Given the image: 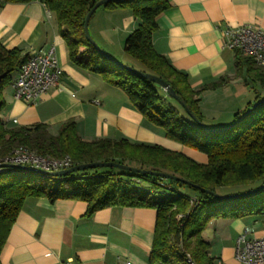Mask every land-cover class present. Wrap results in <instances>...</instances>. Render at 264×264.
I'll return each instance as SVG.
<instances>
[{"label": "trees", "instance_id": "1", "mask_svg": "<svg viewBox=\"0 0 264 264\" xmlns=\"http://www.w3.org/2000/svg\"><path fill=\"white\" fill-rule=\"evenodd\" d=\"M30 1L34 0H0V7ZM37 1L55 15L72 64L100 74L107 83L124 90L149 123L161 128L168 138L204 153L207 161H197L160 144L127 138L84 140L74 119L62 123L56 134L44 123L11 126L2 116L6 107L4 90L12 84L29 53L0 42V162L24 149L50 159L67 157L71 162L68 168L114 161L174 176L116 166L88 168L59 177L33 168L0 170V264L8 234L28 197H46L52 202L84 201L87 216L112 206L153 208L156 222L150 264H216L203 234L209 221L264 213V188L257 189L264 184V100L247 113L264 94L238 110L231 123L209 127L200 107V94L224 85L227 78L194 89L188 75L155 49L153 35L158 29V17L171 7L169 0H110L102 6L131 10L139 24L127 35L124 51L136 64H125L165 79L180 100L156 82L111 61L90 42L85 19L99 0ZM234 53L236 70L245 68L248 79L264 87V66L239 51ZM244 192L249 193L226 199L216 195Z\"/></svg>", "mask_w": 264, "mask_h": 264}, {"label": "crops", "instance_id": "2", "mask_svg": "<svg viewBox=\"0 0 264 264\" xmlns=\"http://www.w3.org/2000/svg\"><path fill=\"white\" fill-rule=\"evenodd\" d=\"M169 1L171 7L158 17V29L153 35L155 49L188 75L194 89L227 78L224 85L201 92L200 107L205 115V100L213 103L211 109H219V100L233 98L225 111L234 116L248 106L242 105V100L251 81L245 77V68L236 70L235 53L224 46L221 30L244 23L264 29V0ZM138 24L128 8L100 6L89 26L106 52L124 61L125 39ZM0 42L29 54L53 47L63 72L60 85L34 104L17 99L12 84L5 88L2 116L11 126L44 123L56 134L62 123L74 119L84 140L127 138L160 144L197 161H207L204 153L168 138L161 128L149 123L124 90L107 83L100 74L72 64L57 19L43 3L34 0L1 6ZM262 89L259 95L264 94ZM220 118V124H229ZM86 211L87 203L80 200L26 198L2 249V264H119L125 260L150 264L155 209L112 206L91 216ZM245 228L250 230V236L263 237L264 213L209 221L203 234L216 264H242L236 260L235 246Z\"/></svg>", "mask_w": 264, "mask_h": 264}, {"label": "built area", "instance_id": "3", "mask_svg": "<svg viewBox=\"0 0 264 264\" xmlns=\"http://www.w3.org/2000/svg\"><path fill=\"white\" fill-rule=\"evenodd\" d=\"M224 46L253 58L264 66V29L257 24H238L221 30ZM62 68L54 48L39 49L29 54L12 82L17 99L34 104L53 87L60 85ZM5 161L28 166L43 172L58 171L70 167L69 158L50 159L33 152L19 149ZM236 260L242 264L264 263V236L252 237L245 228L238 236L235 246ZM67 264H71L68 262ZM119 264H132L129 260Z\"/></svg>", "mask_w": 264, "mask_h": 264}, {"label": "water", "instance_id": "4", "mask_svg": "<svg viewBox=\"0 0 264 264\" xmlns=\"http://www.w3.org/2000/svg\"><path fill=\"white\" fill-rule=\"evenodd\" d=\"M110 0H99L98 2H96V4L91 8V10L88 12L86 19H85V32L86 35L88 37V39L90 40V42L107 58H109L111 61L126 67L130 70H133L135 73H138L141 76L146 77L149 80H152L153 82H156L157 84H159L165 91H167L170 95H172L174 98H176L177 100H180L178 94L176 93V91L174 90V88L163 78H161L158 75L152 74V73H147V72H143L141 70H138L136 68H133L131 66H128L127 64L117 60L116 58H114L112 55H110L108 52H106V50L96 41V39L92 36V33L90 31V19L92 17V15L94 14V12L103 4H105L106 2H108ZM264 100L261 99L259 102H257L256 104H254V106L252 108H250L247 113H249L251 110H253V108H255L260 102H262ZM194 116V115H193ZM194 118H196L194 116ZM201 124H203L205 126L204 123L201 122ZM102 166H116V167H121V168H125V169H129V170H133V171H142V172H147V173H152V174H156V175H161L164 177H168V178H172L174 176H172L169 173L166 172H154L151 170H141L139 168L136 167H130V166H126L123 165L121 163L118 162H114V161H110V162H106V161H99V162H90V163H83V164H78L75 165L71 168L68 169H63V170H58V171H49V172H45L46 174H48L49 176L52 177H59V176H64L67 175L69 173L72 172H76L79 170H84V169H88V168H96V167H102ZM5 168H17V169H32L28 166H24V165H20V164H16L13 162H9V161H3L0 162V170H4ZM264 188V184L262 186H260L257 189H261ZM246 193L249 192H244V193H237V194H225V195H221V194H216L218 197L221 198H233V197H237L240 195H244Z\"/></svg>", "mask_w": 264, "mask_h": 264}, {"label": "rangeland", "instance_id": "5", "mask_svg": "<svg viewBox=\"0 0 264 264\" xmlns=\"http://www.w3.org/2000/svg\"><path fill=\"white\" fill-rule=\"evenodd\" d=\"M103 7L104 6H101V9ZM112 56L119 60V57L117 58L113 54H112ZM124 63L132 64V65L136 64L135 60H133L128 55L124 59ZM244 70H245L244 71L245 72V77H248L246 69H244ZM262 88L263 87H262V85L260 84L259 81H251V84H249V87L247 88L248 89L247 96L244 98L245 100H242L243 101L242 105L243 104L248 105V103H250V101L254 103L256 101L257 97H258V96H256L258 94V90L263 92ZM248 94H250V95H248ZM170 100L173 103V105H175L177 108L180 109V106L178 105V103L176 101H174L171 98H170ZM219 101H220V104L218 106L219 109H216L215 106H213L212 109H211V105L213 103H208V101L205 100V106H204L205 107V112H206V114H205V123H206V125H208L209 127H212V128L215 127V126L216 127L224 126V125L220 124L221 122L218 121L220 117H221L220 121H229V123H231V121L234 118L233 114H231V115L229 114L228 115V111H225L226 109L228 110L227 107L230 106L231 103H233L231 101H234V99L232 98L231 101L230 100L227 101V100H224V99L223 100H219ZM233 105H235V103ZM214 110H216V111H214ZM217 110H221L222 112H218ZM213 117H216V119L213 118Z\"/></svg>", "mask_w": 264, "mask_h": 264}]
</instances>
